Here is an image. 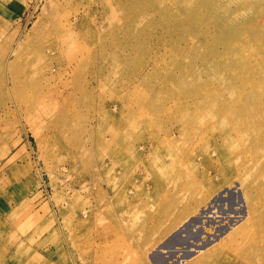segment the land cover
<instances>
[{
	"label": "rangeland",
	"instance_id": "obj_1",
	"mask_svg": "<svg viewBox=\"0 0 264 264\" xmlns=\"http://www.w3.org/2000/svg\"><path fill=\"white\" fill-rule=\"evenodd\" d=\"M200 5L0 0V264H131L142 226L158 230L144 245L149 264H236L227 245L213 248L246 213L237 180L199 182L204 200L161 229L170 208H184L166 180L215 146L224 116L213 109H236V89L264 105V0L231 5L243 15L224 29ZM68 21L81 35L64 46ZM31 52H42L36 78L26 65L16 91L8 64ZM234 149L221 151L225 163Z\"/></svg>",
	"mask_w": 264,
	"mask_h": 264
},
{
	"label": "bare ground",
	"instance_id": "obj_2",
	"mask_svg": "<svg viewBox=\"0 0 264 264\" xmlns=\"http://www.w3.org/2000/svg\"><path fill=\"white\" fill-rule=\"evenodd\" d=\"M185 2L186 5H188L192 11L193 9L196 10L197 7H201L200 3L209 2L210 6L214 10L213 14L215 15L216 24L220 29H224L227 26H230V23H233L235 20H237L238 19L237 17L241 13L243 15L242 11L237 10L235 8L233 9L231 7V5L233 4L235 6H239V4L242 3V0H213L212 2L208 0H185ZM187 13L188 11L186 12V14ZM173 24L174 27L180 29L182 22L177 21L174 22ZM66 25L67 26L65 33L60 39L61 43L64 46L67 45L66 42L70 40L74 30H78V28L81 27V23L70 24V21H68ZM74 33L81 35L77 32ZM83 51H84L83 47L75 50V53L79 52L77 54L79 56L78 60L81 58ZM37 53L42 54V52H31V54L26 58V61L24 60V62L20 65L19 68L15 67V64L18 63L21 57V56L18 57V54L15 59V63L13 62L11 63V65L10 63L8 64V67L10 69L9 77L11 79L10 87H12L14 90L18 91L19 89L18 84H19L20 73L26 70L25 67L26 65L28 66L31 65L30 67H27V70L29 71L28 74L30 79L34 80L36 78V76L31 73H32V65L35 64L38 61V59L41 58V56ZM7 59L8 56L5 59V61H7ZM8 71L9 70L7 68L6 69L7 74ZM46 71L47 70H45V73ZM243 90L244 89H242V91L236 89L231 92H228L231 100L230 103L234 104V106H236V109L234 110L213 109L214 113L221 112L223 114L224 121L222 123V126L219 128L220 132L215 139V146L212 149L208 150V154H205V151H203L202 154L197 153L200 154V156L202 157V162H199L198 164H196L195 162L194 163L191 162V167L189 169L185 168L183 171L180 172V179L178 181L166 180V184L167 183L175 184L176 192L171 197H173L174 200L181 201L184 205V208L182 209L176 208L174 209V211L172 208H170L169 210L170 212H172L171 215L167 216V218L163 220V222L161 223L162 228L160 225L159 226L162 230L168 231L175 224L172 223L168 225V220H167L168 218H175V220H178L185 217V215H187L188 213L190 215V212H192L194 205L200 203L202 201L201 198H203L204 196L203 195L204 192L201 190L202 187L199 185V182L206 188L209 186L210 188L214 189L216 187L214 185V182L217 176L222 178L225 182L228 183H230L231 180L233 179L237 180L243 195L244 205L246 207V213L243 217H241L242 218L241 222L238 225H236L234 228H232L231 231H228V233H226V235H224L223 238L219 240V244L217 245V247H214L213 249L215 250L221 245H227L226 246L228 248L227 252L232 253L233 255L235 253L236 264H264V105H260L259 107H251L252 97L246 94ZM248 111H251L253 115L247 116ZM242 120H245L247 123L251 124L252 129L247 130L243 128V131H241ZM229 121H232L234 123L231 129L233 131L231 137L225 136L224 134L228 130L225 125ZM256 123H260L257 129L255 127ZM235 126L237 128L234 130ZM233 141L235 142V145L232 147ZM160 143L165 145V147H167L168 149L172 148L169 145L168 132H165L161 135ZM103 148L104 150H106L107 145H104ZM233 148L235 149L231 155L232 159L230 163L227 164L222 158L223 156L221 154V151L230 150ZM204 154L207 155L208 157H204L203 156ZM214 155L216 156V159L213 158ZM205 159H206V163H205ZM210 170L213 172L214 175H211L210 177L207 178L205 174L206 173L209 174ZM171 187L172 185H170L168 188ZM166 189L167 188H165V190ZM213 197L215 196H212V198ZM136 199L138 198L136 197ZM178 222H180V220ZM135 230L139 232L138 236L140 237H138L137 239L140 240L138 246L129 249L131 253L130 263L136 264L137 256L140 255L141 262L143 261L146 262V264H149L147 263L145 258L144 248L146 247H144V245L147 243L148 240H150L149 234L153 232H157L158 230L157 228L156 229L145 228L144 226H142L140 230L139 229H135ZM157 236L158 234L152 238L151 242L156 241L155 239ZM137 239H135V241ZM170 242L173 241L170 239L166 242V244ZM133 246H134V242H133ZM134 248H136L135 251ZM158 261H160V259ZM223 263H225V261ZM225 264H235V262L232 263L227 262Z\"/></svg>",
	"mask_w": 264,
	"mask_h": 264
}]
</instances>
